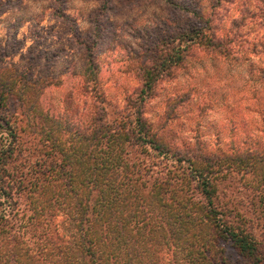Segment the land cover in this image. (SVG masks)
Segmentation results:
<instances>
[{
	"label": "rangeland",
	"instance_id": "obj_1",
	"mask_svg": "<svg viewBox=\"0 0 264 264\" xmlns=\"http://www.w3.org/2000/svg\"><path fill=\"white\" fill-rule=\"evenodd\" d=\"M210 25V42L183 38ZM85 44L95 54L96 86L84 74ZM172 51L181 63L142 104L151 130L171 148L215 155L216 163L264 147V0H0V68L44 87L38 97L0 105V148L10 140L5 120L18 134L10 172L33 180L42 134L56 130L68 140L65 130L88 117L95 97L105 98L111 118L133 112L127 101L142 88L139 70ZM216 178L218 206L263 237L264 209L248 178L226 171ZM221 245L222 264H246L230 243ZM150 256L140 263L153 264ZM162 259L168 264L170 255Z\"/></svg>",
	"mask_w": 264,
	"mask_h": 264
},
{
	"label": "trees",
	"instance_id": "obj_2",
	"mask_svg": "<svg viewBox=\"0 0 264 264\" xmlns=\"http://www.w3.org/2000/svg\"><path fill=\"white\" fill-rule=\"evenodd\" d=\"M212 28L183 38L210 42ZM85 49L84 74L96 86L95 54L88 44ZM182 57L172 51L142 66V88L127 101L134 108L128 115L111 118L98 96L88 117L65 130L68 140L56 130L44 132L43 159L26 183L9 170L18 134L5 120L10 140L0 148V264H141L149 254L153 264L167 254L168 264H222L224 242L246 264H264V236L218 206L216 183L221 171L247 177L264 209V147L223 154L216 163L215 155L171 148L143 117L144 99ZM37 84L0 68V105L12 96L38 97L44 87ZM143 244L147 249L138 253Z\"/></svg>",
	"mask_w": 264,
	"mask_h": 264
}]
</instances>
